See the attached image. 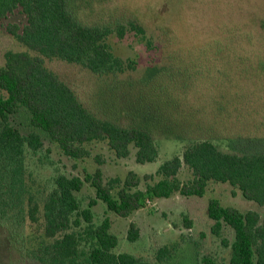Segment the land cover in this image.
<instances>
[{
  "label": "trees",
  "instance_id": "trees-1",
  "mask_svg": "<svg viewBox=\"0 0 264 264\" xmlns=\"http://www.w3.org/2000/svg\"><path fill=\"white\" fill-rule=\"evenodd\" d=\"M86 2L0 0V24L20 12L26 23L22 28L16 24L9 25L8 32L37 53L33 56L29 52H9L6 65L0 66V233L5 246L12 248L20 244L27 259L35 264H146L143 258L114 252L119 238L111 232V220L106 218L99 225L94 222L92 209L97 201H102L116 216L130 218L154 200L168 199L175 194L203 197L209 182H218L229 183L239 189L245 199L264 207V123L263 126L249 127L246 117L251 116L250 109L255 110L243 96L236 95L234 100L229 98V103H237L227 114L237 132L233 138L219 140L226 146L223 149L214 142L217 139L215 135L209 139L198 137V129L204 128L198 123L190 132L191 138L184 140L172 135L170 130L174 124H183L186 118L194 117V113L188 112L186 118H181L180 112L187 113L181 103L192 81L204 77L202 71L192 67L188 69L185 65L170 69L150 68L138 82L145 94V102L136 109L138 118L142 117V125L125 127L119 121L101 117L86 107L76 92L46 67L45 58L59 59L111 80L136 69V62L117 57L107 44L113 33L109 24L90 25L80 18V14L82 16L86 11L82 6ZM129 27L136 35L144 33V29L135 23H130ZM126 31L125 26L119 25L115 32L124 39ZM225 36V46L215 41L201 54L213 55L215 62L221 64L220 71L225 66L221 58L232 56L233 70L235 66L248 82L249 78H245L243 73L253 70L260 83L255 86L264 92V43L261 42L263 50L255 54L250 47L255 42L248 40L251 37H246L241 31L237 35L230 31V35ZM220 75L227 80L225 74ZM226 96L224 94L223 97ZM21 109L29 112L33 128L26 136L12 124V117ZM172 116V122L166 125ZM155 129L161 130L166 139L176 138L183 144L179 154L160 166L158 175L161 179L158 182L148 184L142 190L139 188L141 178L134 172H130L125 180L113 178L106 182L101 168L87 174L84 179L59 175L55 179L54 190L46 196L43 204L44 235L49 241H42L36 247L34 243L38 237L30 233L29 245L26 246L27 220L33 224L39 222L40 208L28 190L26 170L27 150L36 152L43 146L37 131L46 134L71 159L89 158L90 145L106 142L121 159L131 155V147L136 148V161L144 165L157 162L161 157V145L156 139ZM211 130L212 127L204 131ZM99 163L104 162L100 160ZM183 166L191 173L186 182L178 178ZM86 183L94 188L97 200L83 208L76 194ZM207 215L213 221L212 235L231 250L229 264H264V218L259 212H241L212 199ZM184 222L191 228V220L185 217ZM226 228L234 234L232 242L224 237ZM127 238L131 243L140 238V230L133 222ZM175 249H161L157 261H169ZM199 264L216 263L212 258L204 257L199 259Z\"/></svg>",
  "mask_w": 264,
  "mask_h": 264
},
{
  "label": "rangeland",
  "instance_id": "rangeland-1",
  "mask_svg": "<svg viewBox=\"0 0 264 264\" xmlns=\"http://www.w3.org/2000/svg\"><path fill=\"white\" fill-rule=\"evenodd\" d=\"M82 6L86 11L82 12V16L80 14V18L90 25L109 24L113 33L108 37L107 44L117 57L136 62V69L111 80L100 78L82 66L59 59L45 58V65L76 92L86 107L99 116L119 121L125 127L142 125V117L138 118L136 109L142 107L145 94L138 82H141L150 68L170 69L185 65L188 69L192 67L204 72V77L192 81L181 103L182 109L187 111L180 112L181 118H186L188 112L194 113V117L186 118L183 124L178 122L171 126L172 135L183 137L182 140L191 138L190 132L195 130V124L198 123V126L204 127L198 129L200 139H209L215 135L217 139L214 142L226 149L225 144L219 140L233 138L237 132L227 116L232 105L235 107L237 104L236 101L229 103V98L234 100L236 95L246 98L255 110L253 112L250 109L251 116L246 117L249 127L263 126L264 92L255 86L260 84L255 78V72L249 69L243 73L245 78H249L248 82L235 66L236 72L233 70L232 56L221 58L225 66L220 71L221 64L215 62V57L208 53L202 55L201 51L215 41L225 46V35H230V31L233 35L241 31L246 37H251L248 40L255 42L250 46L255 54L263 50L264 0H87ZM25 23V17L17 12L0 24L1 67L6 65L9 52H29L37 56V53L30 51L8 32L9 25L16 24L22 28ZM130 23L141 26L144 33L136 35L129 27ZM119 25L126 27L124 39H120L115 32ZM220 74H225L227 80ZM224 94L227 96L223 97ZM173 118L165 124L171 123ZM12 124L25 136L33 131L30 114L25 109L12 117ZM211 127L213 130L210 132L204 131ZM37 132L41 135L43 146L36 152L27 150L26 170L28 190L35 196L40 208L39 222L33 224L27 220L26 246L29 245L30 233L38 237L34 243L36 247L42 241H49L44 235L43 204L46 196L54 190L55 179L59 175L84 179L87 174H93L101 168L107 182L113 178L125 180L130 172H134L141 178L139 188L143 190L148 184L161 179L158 175L160 166L179 154L183 147L176 138L166 139L161 130L155 129L156 139L161 145V157L157 162L144 165L137 163V150L134 147H131L128 158H117L106 142L90 145L91 156L75 160L66 157L46 134ZM100 160L104 163L100 164ZM190 177V171L183 166L178 178L186 182ZM76 196L83 208H87L92 200H97L96 192L89 183ZM212 199L241 212L257 211L264 218V207L245 199L241 191L229 183L218 182H209L203 197L175 194L168 199L154 200L130 218H121L109 212L102 201H97L92 210L96 225L106 218L111 220V232L119 238V245L114 250L116 254H131L143 258L146 264H199V259L203 260L204 257L212 258L216 264H229L230 248L224 247L210 230L213 221L207 212ZM185 217L192 221L191 228L186 226ZM132 222L140 230V238L135 243L129 242L127 238ZM224 237L229 242L234 240V234L228 228L224 230ZM172 247L176 248L172 258L159 263L156 259L159 251ZM21 249L20 244L6 247L1 240L0 264H35L27 259V254Z\"/></svg>",
  "mask_w": 264,
  "mask_h": 264
}]
</instances>
